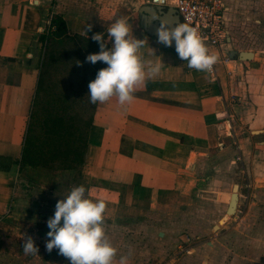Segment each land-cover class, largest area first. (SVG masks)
Segmentation results:
<instances>
[{
	"label": "crops",
	"instance_id": "obj_1",
	"mask_svg": "<svg viewBox=\"0 0 264 264\" xmlns=\"http://www.w3.org/2000/svg\"><path fill=\"white\" fill-rule=\"evenodd\" d=\"M134 1L0 0V226L23 221L32 228L43 224L47 233V221L63 200L44 193L53 192L47 185L50 170L17 164L43 59L41 36L52 29L48 22L60 16L69 37L102 33L107 49L108 28L120 13L135 16ZM224 5L229 36L222 49L211 50L218 56L214 75L190 69L176 51L134 24V16L132 23L126 20L130 35L145 41L142 58L163 67L136 87L131 103L120 105L115 96L96 103L76 181L86 198L105 201L104 220L149 217L154 205V239L163 244L170 240L168 223L177 216L169 205H196L200 212L188 219L215 224L226 217L237 184V213L221 227L230 230L231 243L214 235L191 246L193 241L182 237L188 253L175 256L176 264H250L248 253L264 251L254 223L264 219V0H224ZM242 52L251 57L240 59ZM25 172L33 174L38 192Z\"/></svg>",
	"mask_w": 264,
	"mask_h": 264
},
{
	"label": "clouds",
	"instance_id": "obj_2",
	"mask_svg": "<svg viewBox=\"0 0 264 264\" xmlns=\"http://www.w3.org/2000/svg\"><path fill=\"white\" fill-rule=\"evenodd\" d=\"M91 25L87 31L90 32ZM130 27L125 19H119L107 30L111 47L106 49L104 34H93L91 39L99 44L98 54H90L85 62L95 65L103 62L107 65L98 71L94 81L88 84L89 103L103 104L113 96L120 105L131 103L133 92L138 85L145 84L160 74L162 62L153 63L144 60L139 54L145 41L130 35ZM86 35V33H85ZM157 43L165 47L175 44V51L187 66L197 72H211L218 56L209 54L203 37L188 23H178L169 27L161 23L157 29ZM83 185L72 188L70 193L55 205L54 216L47 221L49 238L46 250L54 248L60 255L68 258L70 264H112L117 249L111 245L103 227L106 203L103 199L93 201L86 198ZM25 255H37L31 237L22 244ZM127 257L122 256L120 264H126Z\"/></svg>",
	"mask_w": 264,
	"mask_h": 264
},
{
	"label": "trees",
	"instance_id": "obj_3",
	"mask_svg": "<svg viewBox=\"0 0 264 264\" xmlns=\"http://www.w3.org/2000/svg\"><path fill=\"white\" fill-rule=\"evenodd\" d=\"M50 25L52 29L41 36L48 53L44 64L41 63L17 162L20 169L72 170L82 166L96 107L92 104V112L83 115L91 104L88 84L95 80L99 70L107 67L103 62H85L88 55L99 53L97 42L87 37H69L60 16H52ZM64 84L69 92L64 90Z\"/></svg>",
	"mask_w": 264,
	"mask_h": 264
},
{
	"label": "rangeland",
	"instance_id": "obj_4",
	"mask_svg": "<svg viewBox=\"0 0 264 264\" xmlns=\"http://www.w3.org/2000/svg\"><path fill=\"white\" fill-rule=\"evenodd\" d=\"M133 16V13L127 11L120 13L119 19H125L128 21ZM134 24H137V20L135 18ZM47 53L48 50L46 46L44 47L42 64L46 61ZM60 64L61 63L59 62L57 67ZM58 69L62 70L63 68L60 67ZM64 90L66 92L70 91L68 86H65ZM91 112L92 104H88L83 115H88ZM37 169L50 170V174H47L48 176L50 175L51 179H48L47 185L49 187V184L51 183L50 185H53L55 189L54 187L52 188L53 192H50L47 189V192L44 193L50 197L56 196V199L66 198L72 188L76 187V181L80 178V167L78 168V166L75 169L68 171L43 167H37ZM64 171H67V173H64ZM28 174V172H25L23 175L28 180L32 181L31 184H33L32 189L34 192H38V189L36 188L38 182L35 181L33 174ZM169 209L177 216H175L173 220L169 221V227L167 231H165V234L167 235L165 239L167 240V238L170 237L167 244H163L162 241L157 242L156 238L154 239V236L156 237L154 234V205L150 210L153 213L150 214L149 217L139 216L138 219L135 220L124 219L121 221L104 220L103 227L106 238L111 245L117 249V254L114 257L112 264H120L122 256L127 257L126 264H157L166 254L169 253L173 244H176L183 249H187L188 242L186 241L185 243H182L181 241L183 238L191 239V241H193L190 243L191 246L198 245V243L203 244L214 235H217L218 238L222 237L223 240L220 242L231 243L230 241L232 237L230 235V230L227 231L225 230L226 228H224V230L221 229L223 225H225L224 227H227L226 225L229 220L224 221L223 223H221V221H215V224H213L210 221L198 218L188 219L191 214H193V216L197 215L194 212H200L196 205L176 203L169 205ZM180 211L190 214H187L185 218H182L179 216ZM161 223V221L158 222L160 225L159 231L163 232V225H161ZM254 223L258 227L260 234L256 238H258L261 242H264V234L262 232L264 229H262L264 219L259 217ZM213 225H215L216 228L212 231L209 230L206 232V230L210 229ZM6 226L7 225L0 226V264H70V260L63 255H60L58 249L54 248L50 253L46 250V242L49 238L46 235L45 225H35L36 228H32L33 225L23 221H14L9 223L8 227ZM33 229L35 231H33ZM27 237H31L34 241V246L38 248L37 255L24 254L22 244ZM244 254L245 253L242 252L241 256H244ZM248 255L251 256L248 263L264 264V251L253 254L248 253ZM180 257L181 255H179V258Z\"/></svg>",
	"mask_w": 264,
	"mask_h": 264
},
{
	"label": "built area",
	"instance_id": "obj_5",
	"mask_svg": "<svg viewBox=\"0 0 264 264\" xmlns=\"http://www.w3.org/2000/svg\"><path fill=\"white\" fill-rule=\"evenodd\" d=\"M141 6L172 7L181 23H188L203 37L209 54L212 49H222L229 36L226 26V7L224 0H136ZM50 23L48 22V28ZM227 57L224 61H228ZM215 66V65H214ZM214 66L211 75H214ZM188 253L187 249L177 247L175 254L162 264H176L175 256ZM174 258V259H173Z\"/></svg>",
	"mask_w": 264,
	"mask_h": 264
},
{
	"label": "water",
	"instance_id": "obj_6",
	"mask_svg": "<svg viewBox=\"0 0 264 264\" xmlns=\"http://www.w3.org/2000/svg\"><path fill=\"white\" fill-rule=\"evenodd\" d=\"M132 4L135 12L134 17L137 18L138 27L142 29L148 36L153 37L155 39H158L157 29L160 27L161 23H166L170 28L174 27L178 23H181L179 17L176 14V11L172 7H170L167 10V12H165L162 7L138 6V3L135 1L132 2ZM133 19H131L129 22L132 23ZM168 48L175 51L174 42L172 46ZM232 52H233V56L237 55L236 51H232ZM233 56H231L230 59H232ZM238 57L242 60H247L251 57V53L242 52L238 54ZM232 191L233 192L231 195L230 203L226 211V217H224V219L222 220L223 222L232 218L237 213V204H238L237 184L233 186Z\"/></svg>",
	"mask_w": 264,
	"mask_h": 264
},
{
	"label": "bare ground",
	"instance_id": "obj_7",
	"mask_svg": "<svg viewBox=\"0 0 264 264\" xmlns=\"http://www.w3.org/2000/svg\"><path fill=\"white\" fill-rule=\"evenodd\" d=\"M223 221L221 220V223H222Z\"/></svg>",
	"mask_w": 264,
	"mask_h": 264
}]
</instances>
